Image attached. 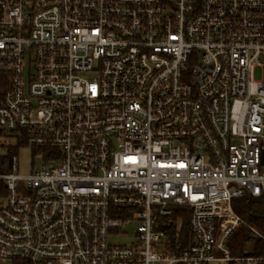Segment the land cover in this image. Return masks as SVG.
I'll use <instances>...</instances> for the list:
<instances>
[{"label": "built area", "instance_id": "obj_1", "mask_svg": "<svg viewBox=\"0 0 264 264\" xmlns=\"http://www.w3.org/2000/svg\"><path fill=\"white\" fill-rule=\"evenodd\" d=\"M14 133L58 165L0 163V264H261L227 242L264 239L232 208L264 197V0H0V147Z\"/></svg>", "mask_w": 264, "mask_h": 264}, {"label": "trees", "instance_id": "obj_2", "mask_svg": "<svg viewBox=\"0 0 264 264\" xmlns=\"http://www.w3.org/2000/svg\"><path fill=\"white\" fill-rule=\"evenodd\" d=\"M21 139L22 143H26L23 138ZM10 154L0 159V163H8L12 156ZM0 171L8 172L9 168H3ZM232 208L248 226L256 229L264 237V197L253 198L246 195L243 198L233 199ZM190 216V209L180 207L173 210L171 218L167 221L164 230L167 245L172 252H180L192 242ZM227 246L233 257H242L245 250L248 249L249 255L264 258V239L252 236L251 230L247 226H240L228 240ZM261 264H264V261Z\"/></svg>", "mask_w": 264, "mask_h": 264}, {"label": "rangeland", "instance_id": "obj_3", "mask_svg": "<svg viewBox=\"0 0 264 264\" xmlns=\"http://www.w3.org/2000/svg\"><path fill=\"white\" fill-rule=\"evenodd\" d=\"M4 141V147H0V157L8 156L10 153V155L16 156L19 161V169L21 174H29L33 170H42L49 167L50 164L58 165V162L50 158V153L53 151L52 149H44L22 143V139L18 134L16 135V133L6 138ZM133 228V225L121 228L117 234L118 236H113L111 241L116 243L129 242V240H132L134 235ZM212 264L228 263L217 262Z\"/></svg>", "mask_w": 264, "mask_h": 264}]
</instances>
